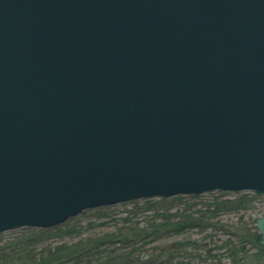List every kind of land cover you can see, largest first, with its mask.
I'll return each mask as SVG.
<instances>
[{"label": "water", "instance_id": "1", "mask_svg": "<svg viewBox=\"0 0 264 264\" xmlns=\"http://www.w3.org/2000/svg\"><path fill=\"white\" fill-rule=\"evenodd\" d=\"M213 192L264 196V0H0V235Z\"/></svg>", "mask_w": 264, "mask_h": 264}, {"label": "rangeland", "instance_id": "2", "mask_svg": "<svg viewBox=\"0 0 264 264\" xmlns=\"http://www.w3.org/2000/svg\"><path fill=\"white\" fill-rule=\"evenodd\" d=\"M236 197L235 194L213 192L200 196L141 200L86 211L56 229L22 228L7 231L0 235V250L19 241H25L30 246L26 250L32 254L47 250L56 252L62 247H69L85 240L107 238L115 241L112 244L113 248H119L122 245L116 239L121 232L148 228L155 225L156 221L166 219L173 220L171 222L183 221L184 216L198 219L207 211L213 210L215 203L225 200L232 201ZM147 203L151 205V208ZM263 217L264 196L252 197L245 209L220 212L216 218L206 216L202 223L207 228H192L181 235H165L158 243H153L152 239L147 238L136 241L135 244L136 248L141 247L143 250H148L157 245L167 246L177 241L197 240L207 247V250H212V254L218 259L221 258L222 264H227L226 253L220 251V248L228 239V235H234L239 228L244 227L255 231L257 219ZM198 255H202L201 258L192 261V264L219 263L218 259L217 263L206 261L204 254L199 251Z\"/></svg>", "mask_w": 264, "mask_h": 264}, {"label": "trees", "instance_id": "3", "mask_svg": "<svg viewBox=\"0 0 264 264\" xmlns=\"http://www.w3.org/2000/svg\"><path fill=\"white\" fill-rule=\"evenodd\" d=\"M251 198L247 194H240L232 201L217 202L213 210L198 219L190 216H184L183 221L176 222L166 219L156 221L155 225L148 228L121 232L116 239L122 245L119 248L112 247L115 241L110 238L90 239L62 247L56 252L47 250L32 254L26 250L30 248L28 242L19 241L0 250V264H192V261L202 256L198 255V251L204 254L206 261L217 263L218 257L212 254V250H207L197 240L157 245L148 250L136 248L135 242L150 238L153 243H158L165 235H181L192 228H207L202 223L206 216L216 218L220 212L245 209ZM254 230L244 227L239 228L234 235H228L220 248V251L226 253L227 264H264V247L260 244L256 227ZM218 260V264H222L221 258Z\"/></svg>", "mask_w": 264, "mask_h": 264}]
</instances>
